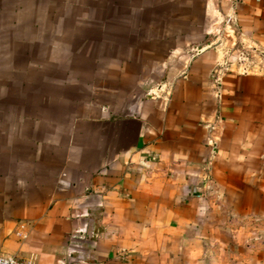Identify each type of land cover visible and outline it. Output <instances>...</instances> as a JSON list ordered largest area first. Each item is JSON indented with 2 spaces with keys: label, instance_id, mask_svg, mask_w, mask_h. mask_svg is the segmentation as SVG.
<instances>
[{
  "label": "crops",
  "instance_id": "1",
  "mask_svg": "<svg viewBox=\"0 0 264 264\" xmlns=\"http://www.w3.org/2000/svg\"><path fill=\"white\" fill-rule=\"evenodd\" d=\"M233 44L264 50V2L0 0V255L264 264V72Z\"/></svg>",
  "mask_w": 264,
  "mask_h": 264
},
{
  "label": "built area",
  "instance_id": "2",
  "mask_svg": "<svg viewBox=\"0 0 264 264\" xmlns=\"http://www.w3.org/2000/svg\"><path fill=\"white\" fill-rule=\"evenodd\" d=\"M231 7L235 9L240 4L244 3H262L264 0H227ZM224 61L221 67L228 70L236 69L237 71H257L264 72V50H259L255 47L245 46L244 44H233L225 46ZM211 145L214 146V141L211 140ZM0 264H32L29 260L18 258L10 254L0 255Z\"/></svg>",
  "mask_w": 264,
  "mask_h": 264
},
{
  "label": "rangeland",
  "instance_id": "3",
  "mask_svg": "<svg viewBox=\"0 0 264 264\" xmlns=\"http://www.w3.org/2000/svg\"><path fill=\"white\" fill-rule=\"evenodd\" d=\"M193 17V20H196V17L199 16V14H189ZM201 16V15H200ZM115 17V16H113ZM125 18H130V14H127ZM113 20H115V18H113ZM96 31L98 30H94L93 29V33H95ZM132 31V30H129V32ZM190 31V30H189ZM203 46H205V44H203ZM189 51V50H188ZM187 53V52H186ZM2 63V62H0ZM111 62H108V65L110 64ZM146 63H149V62H146ZM177 62H175L176 64ZM131 62H129V68H131ZM116 66V65H115ZM126 67H128V64H125ZM127 79H125V81L127 80L128 81V84L130 85V82L132 81V79H134V81H136V79L139 81V84L142 88V91L143 90H149L151 88H155L156 89V85L160 84V83H164L165 81H167L168 77L166 76H161V77H147V76H143V77H139V78H131V77H126ZM158 90V89H157ZM255 239V238H254ZM255 240H259V238H256ZM239 241H240V238L237 239V241L235 242L237 245H239Z\"/></svg>",
  "mask_w": 264,
  "mask_h": 264
}]
</instances>
